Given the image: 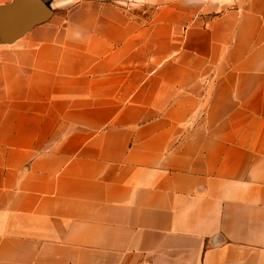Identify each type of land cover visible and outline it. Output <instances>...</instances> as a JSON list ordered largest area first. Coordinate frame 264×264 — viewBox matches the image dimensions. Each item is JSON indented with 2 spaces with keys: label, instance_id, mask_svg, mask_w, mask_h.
<instances>
[{
  "label": "crops",
  "instance_id": "obj_1",
  "mask_svg": "<svg viewBox=\"0 0 264 264\" xmlns=\"http://www.w3.org/2000/svg\"><path fill=\"white\" fill-rule=\"evenodd\" d=\"M51 4L0 43V264H264V0Z\"/></svg>",
  "mask_w": 264,
  "mask_h": 264
},
{
  "label": "water",
  "instance_id": "obj_2",
  "mask_svg": "<svg viewBox=\"0 0 264 264\" xmlns=\"http://www.w3.org/2000/svg\"><path fill=\"white\" fill-rule=\"evenodd\" d=\"M54 10L45 0H13L0 6V43L14 44L51 20Z\"/></svg>",
  "mask_w": 264,
  "mask_h": 264
},
{
  "label": "rangeland",
  "instance_id": "obj_3",
  "mask_svg": "<svg viewBox=\"0 0 264 264\" xmlns=\"http://www.w3.org/2000/svg\"><path fill=\"white\" fill-rule=\"evenodd\" d=\"M52 2H53V0H51L50 2H47V3L52 7V4H51Z\"/></svg>",
  "mask_w": 264,
  "mask_h": 264
},
{
  "label": "trees",
  "instance_id": "obj_4",
  "mask_svg": "<svg viewBox=\"0 0 264 264\" xmlns=\"http://www.w3.org/2000/svg\"><path fill=\"white\" fill-rule=\"evenodd\" d=\"M49 5V4H48ZM50 6V5H49Z\"/></svg>",
  "mask_w": 264,
  "mask_h": 264
}]
</instances>
